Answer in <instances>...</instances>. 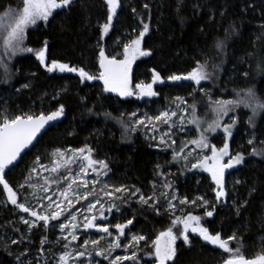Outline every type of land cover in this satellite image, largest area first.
Masks as SVG:
<instances>
[{
	"label": "trees",
	"instance_id": "obj_1",
	"mask_svg": "<svg viewBox=\"0 0 264 264\" xmlns=\"http://www.w3.org/2000/svg\"><path fill=\"white\" fill-rule=\"evenodd\" d=\"M19 5L21 0H0V15ZM118 5L105 36L106 0H74L27 32L22 48L32 52L12 56L6 49L4 64L10 70L0 75V112H5L0 123L4 116L9 117L8 112L13 116L48 115L61 105L64 112L21 162L4 172L17 204L11 203L0 184V264H55L54 259L65 252L66 240L59 235V227L69 213L31 227L25 218L33 209L32 199L39 195L35 186L63 188L69 170L78 168L77 163L71 167L57 163L56 152H65L70 162L71 151L81 149L90 153L92 161L107 165L96 163L102 170L95 172L96 186H89V202L98 197L105 200L104 184L110 181L115 187L109 190L115 208L108 221L113 223L116 214L123 224L132 221L114 253L127 252L136 264H151L155 261L153 241L171 228L179 240L170 264H227L237 255V248L246 260L264 254V110L254 115L255 102L247 97L252 89L264 101V0H118ZM145 24L148 31L142 48L150 54L139 59L130 72L135 95L113 98L101 86V52L107 60L120 58L117 55L140 35ZM41 50L43 63L37 56ZM4 51L0 49V58ZM53 61L82 68L95 78L58 69L49 72ZM198 64L205 65L210 77L200 85L168 79L185 76ZM154 73L169 83L155 85ZM147 84H152L156 95L141 101L136 86ZM177 98L185 101L182 105L192 114L194 132L215 146L221 147L224 127L231 125L230 155H240L243 161L225 175L224 200L214 199V184L207 174L189 171L190 162L179 155L178 143L163 151L147 137V129L140 130L142 137L133 134L134 110L149 115L157 108L175 107L181 103ZM217 101L233 104L226 105L230 110L224 114ZM215 122L220 127L213 130L209 126ZM180 137L182 134L178 140ZM39 165L56 168L45 178H36L34 170ZM103 170L109 172L106 177ZM154 179L161 180L162 186ZM200 196L212 201L209 207ZM19 204L30 211L24 212ZM209 211L212 216L206 215ZM188 215L201 217L204 228L219 233L231 251L195 236L186 244L177 220ZM131 233L145 239L128 246ZM233 235L236 239L228 240ZM102 245L85 247L100 264H111L112 253ZM101 249L103 254L95 255Z\"/></svg>",
	"mask_w": 264,
	"mask_h": 264
},
{
	"label": "rangeland",
	"instance_id": "obj_2",
	"mask_svg": "<svg viewBox=\"0 0 264 264\" xmlns=\"http://www.w3.org/2000/svg\"><path fill=\"white\" fill-rule=\"evenodd\" d=\"M20 7H22V4L19 6H14L13 8L8 9L7 11L3 12L0 15V49L5 50L4 52L1 53L3 55V58L2 57L0 58V75L1 76L5 73H8L10 70L9 66L4 64L5 63L4 61H6V58H5L6 49H9L10 51H12L11 53L12 56L19 54L18 48L13 49L11 46L6 45L5 41L8 37V32L11 31L12 27H14V17L18 15V10ZM56 11L57 9L52 10V15L49 16L48 20L53 18ZM6 13L8 14L6 15ZM42 22H46V21L39 20L36 25L26 27L25 32H24V40H25L27 32L31 29H35V27H37ZM107 33L104 32L103 35L105 36ZM144 38L145 36L141 38L140 35H138V37H136L133 40L135 41L139 39L140 40L139 45L133 44V41L126 43L125 46H128L127 51L125 50V46H124L123 48L124 52L119 53L117 55L121 57L115 59L116 61L126 60L129 62L128 63V73H127V76H128L127 89L128 91L132 92L134 95L136 91L133 85H131L132 82H131L130 72L133 70L135 63L139 59L149 56V55L141 56L139 54V51H146L142 48ZM23 43L24 41L19 45V48L23 47ZM137 48L139 49V51L137 50ZM102 69L105 70V68L103 67ZM186 81L195 83L194 81H191V80H186ZM130 96H121V97L124 99H127ZM165 112L169 113V116L167 118L163 116V113ZM173 112L176 113L175 116L171 115ZM4 113L0 112V115ZM11 114L12 112L10 113L8 112L7 115H9V118L14 117ZM131 117L133 119L132 122H134L133 127H132L133 134H136L137 137H142L143 132H140V130L142 128L147 129V133H146L147 137L156 143L154 144V146H156L157 149L165 151L168 146H171L175 143L177 145L178 143L179 148H180L179 155L183 154L184 158L190 162V164L187 165L189 171L207 174L210 178L209 180H211V182L214 184V193H215L214 199L218 200L216 193L220 190V187L217 185L216 181L213 180V173L218 172V170L223 165H227L230 162V157H233L232 155H230L231 154V149H230L231 137L226 131H225L226 137L222 136L220 138V140L223 141L221 147L215 146L212 142H210L206 138V136H202L199 133L194 132L193 116L192 114L188 113L187 108H185V106L182 105V103H179L175 107H167L164 109L157 108L155 113L149 112V115H145L144 113H141L140 110H134L132 112ZM157 117H160V119H157ZM60 118L61 117H59L58 119ZM165 120H167V122H165ZM181 134H182V137H180V140H178V135L181 136ZM201 140H202V143H192L193 141H201ZM226 144H227V148L225 149ZM224 152H227V155H225ZM70 154H71L70 162L68 161L67 155L65 152L57 151L56 156H55L57 159L56 161L57 163L62 162V164L64 165H70V167L73 164H76V163L78 164V168L76 169V171L69 170V172L67 173L66 175L67 185H65L63 188L54 187V189L51 190V187L49 186L43 187V184H39L35 186V189L39 192V195H35V197L32 199L33 200L32 211H36L38 215H46V216L51 217L53 213L61 212V215L58 218L60 219L65 214L69 213V216L67 217V219L61 222L62 223L61 225H66V227L63 230L61 229V225L59 227V232H60L59 235L66 240V245H64L65 252L58 255L56 259H54L55 260L54 263L64 264V262L60 260V257L65 256L66 253H70V255L66 256V264H100L99 261H96L95 257H93L86 250L88 246L85 247L88 244H90V246H93L98 243L104 244L102 246H104L105 251L108 252L109 255L112 253V255L110 256L112 258L111 262L115 261L116 257L131 256L127 252H125L126 254H122V255L120 253H114V251L117 250V247H112L116 243H119L120 245L122 238L125 236L124 232L129 225V224H126L127 227L123 229V234L121 235L120 231L115 227V225L117 224L123 225V223L119 221L120 215L116 214L115 219L113 220L114 221L113 223L108 221L110 218L111 212L114 210L113 208H115V204L110 200L111 195H113V192L109 190H111L112 188L115 189V187L110 184L111 183L110 181H105L104 187L107 189V192L104 194H105V197L107 198H105L104 200L103 198L104 195H102L101 197L103 199H100L98 197V198L92 199V201L89 202L91 198L90 192H89V186L90 185L96 186L95 184L98 182V178L95 172L100 171L102 169H99L98 167H96V163H90L92 160H91V156L89 152H86V151L81 152L80 150H77V151L73 150L71 151ZM193 165H195V167H193ZM236 165L237 164L233 163V166L231 168H227V167L223 168L222 184H224L225 175L227 174V172L230 171ZM55 168H56V165H53L51 167H48L45 165H39L34 170L35 172L34 175L36 176V178L38 177L45 178L47 176L46 174L48 172L51 173V171ZM108 173L109 172H107L106 170H103L104 177H106ZM160 181L161 180L156 181L154 179L155 184H158V185L160 184V186H162ZM223 190L227 191L226 189H224V187H223ZM176 193L177 191H174L173 194H176ZM200 198H203V201H204V196L203 197L200 196ZM69 201H71V205H69ZM205 201H207V203H204L206 207H209V204L212 203V201L209 199ZM92 204H94L95 207L89 210V206ZM168 204H169L168 206L172 205L171 202H169ZM30 212L27 213V216L25 218V220L29 221V224L44 222V221H38L36 217L31 216ZM73 215L76 217L75 220L72 219ZM93 216L96 217L95 221H93L94 225L107 226L109 229L108 233L98 230L97 227H91V228L84 227V225L87 224L88 221L91 220ZM189 216L190 215L184 218L178 219L177 224L181 225L180 230L182 233L185 227V222L188 223L189 230L187 232V235L190 240L191 236L200 237V235L198 233H194L191 231L193 227H198V226L196 224V221L188 220ZM191 216H196V215H191ZM86 217L87 219H85ZM58 219H54V220H58ZM52 220L53 219H49L48 222ZM73 225H75L76 227H73ZM199 227H204L201 223V220L199 223ZM73 235L77 237L75 240L72 239ZM140 236L141 235H136V234L131 233L130 240L126 242V245L137 246L140 240H137L134 238H138ZM158 237H160V235ZM157 238L154 241H156ZM178 240H179V237L176 239L175 244H174L175 254H176ZM86 241H88L87 244H85ZM92 241H97V243L93 244L91 243ZM154 241H153V244H154ZM167 242H168L167 237H160L161 246L165 245ZM154 247H155V244H154ZM214 247H218V246H214ZM81 252L84 253V256L82 257L79 255ZM96 252H101L103 254L102 249L95 250V253ZM173 259L170 261H166L165 264H170L173 261ZM121 263L136 264L135 262H133V260H130V259H124V260L117 262V264H121ZM151 264H159L156 256H155V261H153Z\"/></svg>",
	"mask_w": 264,
	"mask_h": 264
},
{
	"label": "snow or ice",
	"instance_id": "obj_3",
	"mask_svg": "<svg viewBox=\"0 0 264 264\" xmlns=\"http://www.w3.org/2000/svg\"><path fill=\"white\" fill-rule=\"evenodd\" d=\"M74 0H21L22 7L18 10V15L14 17V27L11 28V31L8 32V37L5 41L6 45L11 46L13 49H17L21 52H32L33 49L31 48H19V45L24 40V32L25 28L28 26H34L37 24L39 20L47 21L49 16L52 15V10L54 9H60V8H66L70 6ZM109 10V15L107 17L108 23H106L103 28L104 32L107 33L110 27V23L113 19V16L116 14V10L118 5V0H106ZM147 7V5H145ZM11 11V10H10ZM8 13H6L7 15ZM148 31V25H144V30L140 33V37L142 38L144 34ZM133 44L139 45L140 40L133 41ZM46 47V44H45ZM127 47L125 46V50L127 51ZM217 47H220V45H217ZM139 51V49L137 48ZM139 54L141 56L149 55L150 53L147 51H139ZM38 58L43 63L44 62V50H41L37 53ZM101 57L103 59L101 60V67L105 68V71L100 74V79L104 81L105 84V91H112V92H119L122 96H130L133 93L128 91L127 89V83H128V61H116L115 59L107 60L106 57H104L103 52H101ZM106 61V63H105ZM58 69L61 72H77L82 78H87L89 80L94 79L95 77L89 75L87 72H85L82 68L76 69L73 67H70L67 64L59 63L56 61H53L50 66H48V71L52 72L53 70ZM205 65L198 64L197 68H195L192 72L188 73L185 76H178L173 75L168 77L169 80L172 81H179V80H191L194 81L197 85L201 83V81L209 79L208 73L205 72ZM247 75V73H245ZM160 81L163 82L159 73L153 74V83ZM28 85H24V87H27ZM137 88L141 89L142 95L147 96H154L156 93L152 90V84L147 85H137ZM247 97L255 102V107H253V114L255 115L259 110H264V101H261L257 96L256 93L249 89L247 92ZM181 101V103H184L181 98H177ZM220 105V111L224 114L230 109L226 107V105H232V101H217ZM194 107V105L192 106ZM64 107L61 105L56 111L51 112L49 115L41 114L39 116H32L27 115L25 116H14L12 118H9L7 116H4L2 119V123H0V184H3V187L5 190L9 193V200L12 204L16 205L17 200L15 198L16 194L12 191V189L9 187V185L4 181V172L5 169L11 165L19 156L20 152L28 147L29 144L33 141V139L36 137V134L49 122L57 120L59 117L63 115ZM171 115L175 116L176 113L173 112ZM163 116L167 118L169 116V113L165 112L163 113ZM157 119H160V117H157ZM251 120V118H250ZM167 122V120H165ZM142 123V121H141ZM211 129L219 128L220 124L218 122H215L214 125L209 126ZM231 125H226L224 127V130L231 135ZM192 143H202L201 141H193ZM251 143V141H250ZM227 148V144L225 145V149ZM81 152L84 150L81 149ZM225 155H227V152H224ZM243 161V157L240 155H237L235 157H230V162L227 165H223L218 172L213 173V180L216 181L217 185L220 187V190L216 193L217 199L225 195V192L223 190V168H231L233 166V163L240 164ZM90 163H100L103 167H107L106 164H104L103 161H91ZM195 167V165H193ZM55 171V169H53ZM71 187V186H69ZM116 191H123V189H116ZM51 199V198H49ZM141 200L147 203V200H145L144 197H141ZM183 202V201H182ZM207 203V201H205ZM69 205H71V201H69ZM18 207L22 209L24 212H29L30 209L25 207L23 204H19ZM95 205L92 204L89 206V210L91 208H94ZM31 216L36 217L38 221H44L45 224L49 221V219H58L61 215V212H55L51 215V217L46 215H38L36 211L30 212ZM212 212L209 211L206 213L207 216H212ZM72 219L75 220L76 217L73 215ZM87 219V217L85 218ZM96 217L93 216L91 220L88 221L87 224L84 225L85 228H91V227H97L98 230L108 233L109 229L107 226H97L94 225L93 221H95ZM188 220H194L196 221V224L198 227H193L191 229L192 232L198 233L200 237L205 241L208 242L214 246H218L221 249H224L225 251H231V249L228 248V241L222 240L219 233L212 235L209 233V230L204 227H199V223L201 220V217L199 216H189ZM25 223H29V221H25ZM132 221L129 220L127 224H131ZM175 223V222H174ZM34 226V224H30V227ZM66 227V225H61V229L63 230ZM73 227H76L73 225ZM115 227L120 231V234H123V229L127 227L126 224H117ZM188 223L185 222V227L182 233L180 235L183 236L184 242L187 244L189 243V237L187 235L188 232ZM160 237H167L168 242L161 246L160 244ZM160 237L157 238L156 241H154L155 244V256L159 262V264H165L166 261H170L175 256V248L174 244L176 239L178 238L177 235H175L171 228L168 229L167 232H161ZM77 237L75 235L72 236V239H76ZM137 240H143L145 239L143 236H140L138 238H134ZM236 237L233 235L232 237H229L228 240H235ZM43 243V242H42ZM88 241L85 242L87 244ZM91 243L96 244L97 241H92ZM119 243H116L112 247H119ZM240 249H235V258L229 259L227 261V264H264V254L258 255L253 260H246L242 255H239ZM70 255V253H66L65 256H61L60 260L66 264V256ZM81 257L84 256V253L81 252L79 254ZM95 255L99 256L102 255L101 252H96ZM124 259H134V257H116L115 261H112L111 264H117L118 261L124 260Z\"/></svg>",
	"mask_w": 264,
	"mask_h": 264
},
{
	"label": "water",
	"instance_id": "obj_4",
	"mask_svg": "<svg viewBox=\"0 0 264 264\" xmlns=\"http://www.w3.org/2000/svg\"><path fill=\"white\" fill-rule=\"evenodd\" d=\"M104 72V71H103ZM163 82H160V81H157L155 82L154 84L157 85V86H160V85H165L166 83H169V80H164L163 78H161ZM173 82H176V81H173ZM101 86L103 87V90L105 89V84H104V81L101 79ZM139 91H140V97H141V101H145L146 99L150 98L149 96L147 95H142L141 94V89L139 88ZM104 92L107 94V95H110L112 96L113 98L115 96H122L119 94V92H112V91H105ZM49 115V114H48ZM36 117V116H34ZM59 120H55V121H51L49 122L48 124H46L37 134H36V137L33 139V141L31 142V144L28 145V147L24 148L19 156L17 157V159L11 164L9 165L6 169H5V172H8L12 169H14L19 162H21L22 158L28 153L30 152L31 149H33V147L35 146V144L37 143V141L40 139V137L44 136L49 130H51L53 127L56 126V124H58ZM222 199H226V193L224 196L220 197L218 199V201H221Z\"/></svg>",
	"mask_w": 264,
	"mask_h": 264
},
{
	"label": "flooded vegetation",
	"instance_id": "obj_5",
	"mask_svg": "<svg viewBox=\"0 0 264 264\" xmlns=\"http://www.w3.org/2000/svg\"><path fill=\"white\" fill-rule=\"evenodd\" d=\"M44 60H45V59H44ZM102 70H103V69H102ZM53 71H55V70H53ZM103 71H105V70H103ZM77 72H78V71H77ZM101 73H102V72H101ZM101 73H100V74H101Z\"/></svg>",
	"mask_w": 264,
	"mask_h": 264
}]
</instances>
